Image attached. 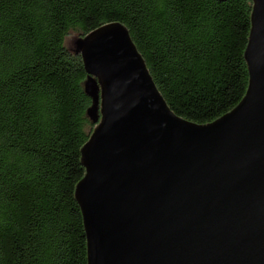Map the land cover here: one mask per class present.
<instances>
[{"label": "trees", "instance_id": "16d2710c", "mask_svg": "<svg viewBox=\"0 0 264 264\" xmlns=\"http://www.w3.org/2000/svg\"><path fill=\"white\" fill-rule=\"evenodd\" d=\"M254 0H0V264H89L78 185L102 88L77 41L129 32L170 111L215 123L245 99Z\"/></svg>", "mask_w": 264, "mask_h": 264}, {"label": "water", "instance_id": "95a60500", "mask_svg": "<svg viewBox=\"0 0 264 264\" xmlns=\"http://www.w3.org/2000/svg\"><path fill=\"white\" fill-rule=\"evenodd\" d=\"M77 48L102 88L77 188L89 264H264V0L245 52L248 93L209 125L170 111L124 26Z\"/></svg>", "mask_w": 264, "mask_h": 264}]
</instances>
